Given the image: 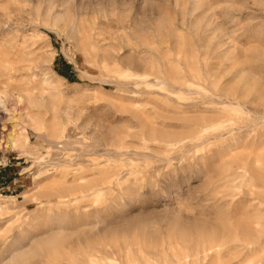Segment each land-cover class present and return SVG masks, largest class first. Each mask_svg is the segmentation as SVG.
<instances>
[{
    "label": "rangeland",
    "instance_id": "374dc122",
    "mask_svg": "<svg viewBox=\"0 0 264 264\" xmlns=\"http://www.w3.org/2000/svg\"><path fill=\"white\" fill-rule=\"evenodd\" d=\"M0 264H264V0H0Z\"/></svg>",
    "mask_w": 264,
    "mask_h": 264
},
{
    "label": "bare ground",
    "instance_id": "6f19581e",
    "mask_svg": "<svg viewBox=\"0 0 264 264\" xmlns=\"http://www.w3.org/2000/svg\"><path fill=\"white\" fill-rule=\"evenodd\" d=\"M208 129H210V127H206V128H205V130H208ZM11 138H13V139H14L15 137L13 136V137H11Z\"/></svg>",
    "mask_w": 264,
    "mask_h": 264
}]
</instances>
